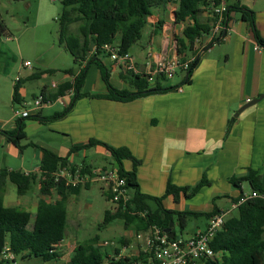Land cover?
Instances as JSON below:
<instances>
[{"label":"crops","instance_id":"obj_1","mask_svg":"<svg viewBox=\"0 0 264 264\" xmlns=\"http://www.w3.org/2000/svg\"><path fill=\"white\" fill-rule=\"evenodd\" d=\"M243 1L240 0L241 5L253 12L254 25L243 20L240 12L230 11L227 30L223 35L215 36L219 42L213 43V36L207 35L198 44L200 61L188 83V74L182 71L181 83H165V87H175L172 91L128 102L107 97L106 76L116 89L130 92H136V89L124 78L127 73L105 55H100L98 61L88 67L80 98L76 99L75 90L69 89L57 99H51L50 95L60 87L74 81L86 63L77 66L67 47L65 62L59 55L46 60L29 57L20 46L12 45L8 27L1 23L5 33L0 36V171L21 170L40 175L44 150L68 158L77 168L85 164L90 170L119 169L104 144L125 149L130 157L123 159V168L126 172H135L139 190L150 199L151 207L156 209L154 199H159L166 210L189 214L188 226L180 230L179 235L176 227L180 226L176 221L173 225L175 235L184 238L205 231L212 216L231 211L243 195L252 193L251 178L258 179V190L264 191V100L248 107L264 94V47L259 45L254 31L256 29L258 36L264 39V1L260 6L256 0L251 4ZM178 8V4H169L165 11H155L149 18L148 25L153 27L150 42L140 46L138 56L130 52L141 69L149 59L155 63L178 56V38H183L187 24L175 22ZM65 17L67 21L61 33L64 44L68 35L76 33L85 24L77 7H64ZM203 18L209 17L203 13ZM160 20H164L161 30L156 27ZM189 54L186 61L192 60ZM25 61H30L33 68L23 67ZM47 76L51 79L43 84ZM17 77L21 79L20 84H15ZM18 84L20 103L15 104ZM29 88L38 91L32 94L33 100L45 91L46 100L51 103L44 105L34 118L24 119L25 138L17 147L2 131L15 133L18 130V123L23 119L15 116L14 106L22 108L24 103L30 102ZM63 113V117H58ZM91 141L100 143L88 147ZM27 146L34 149L33 166L31 163L26 165L22 149ZM77 147L82 150L73 152L72 149ZM100 154L112 159L106 160L111 166L107 163L96 166L91 162L92 156ZM10 157L19 160L20 168L9 164ZM9 184L6 185L4 204L12 208V200L7 203ZM94 185L69 197V225L76 224L75 211L83 190H91ZM33 186L37 193L34 201L19 199L17 205L35 214L42 196L40 184ZM170 186L178 190L177 196L168 193ZM246 186L250 191L245 192ZM46 198L55 202L60 196L54 193ZM233 216L232 211L228 219ZM127 230L133 235L121 236L118 240L121 245L117 244L113 251L118 248L123 257L145 256L143 244L136 239L138 231L133 227ZM69 243L65 239L59 248ZM104 244H99L101 249L108 246ZM75 247H67L64 252L61 249L60 264H72ZM107 253L109 257L115 255L114 252ZM20 264L30 263L21 261Z\"/></svg>","mask_w":264,"mask_h":264},{"label":"trees","instance_id":"obj_2","mask_svg":"<svg viewBox=\"0 0 264 264\" xmlns=\"http://www.w3.org/2000/svg\"><path fill=\"white\" fill-rule=\"evenodd\" d=\"M169 4H178L179 8L175 11V22L177 24L187 23L183 31V38H178V56L183 62L189 57L188 53L192 56L190 68L186 71L188 74L186 82L188 83L200 61L201 47L197 45V41L209 35L213 29V19L205 20L203 18L207 0H64V7H77L78 12L85 19V24L76 33L65 38V44L73 56L75 64L80 67L84 63L86 65L75 75L72 83L63 85L55 94L50 95L51 99H57L69 89L75 90L76 99L80 98L90 64L98 61L100 55L110 57L105 46L118 44L117 47L121 54L130 53L131 48L142 39L143 31L149 24V18L155 11H165ZM228 9L229 12L232 10L240 12L243 20L250 21L254 25L251 15L253 12L242 6L240 0ZM60 21L63 26L67 18L63 16ZM163 24L164 20H160L156 27L161 30ZM254 31L259 45L264 47V39L258 36L256 29ZM4 33L5 28L1 25L0 36ZM216 42L219 40L215 39L213 43ZM99 67L103 68L101 64ZM124 78L136 89V92L114 88L106 76L105 79L109 87L107 97L110 100L128 102L175 89L173 86L165 87L167 81L163 79H157L155 83H150L146 76L133 72H128ZM19 84L15 90V104L20 103ZM42 96L46 100L45 91ZM64 115L65 113L58 114V117ZM32 118L34 116L25 119ZM23 129L24 119L19 121L18 130L15 133L4 131L2 133L19 147V141L25 138ZM99 143L91 141L88 147ZM104 145L118 164L120 175L127 179V187L130 189L132 197L127 203L121 202L115 205L112 195L102 189L107 201L113 205L106 211L103 225L106 226L116 219H122L126 229L133 227L138 232H145L150 227L157 226L165 232L171 223L176 221L180 229L185 230L188 226L189 214L166 210L159 199H154L157 208L153 209L149 204L150 199L142 195L139 190L135 172H126L123 168L122 161L130 157L129 153L125 149ZM80 150L82 148L72 149L73 152ZM43 154L40 175L26 174L21 170L4 169L0 171V255L4 251L14 255L15 263L19 259L30 264H60L62 252L59 245L65 240L69 227L67 211L69 197L79 194L82 188L90 185L72 187L66 185L64 181H57L56 173L61 168L76 169L77 167L72 165L68 158L59 157L51 151L44 150ZM80 168L84 172L91 171L85 164ZM250 181L254 191L264 194V191L258 190V179L254 177ZM8 182L17 187L19 196L26 195L34 184H40L42 198L39 200L35 214L22 208L5 206L4 195ZM54 193L60 198L55 202L48 201L46 197ZM168 193L177 196L178 190L170 186ZM143 213L146 215L142 216ZM211 246L217 256L196 264H264V198H252L242 204L237 210V215L226 221ZM119 253L120 250L115 248L114 254L119 255ZM108 255L100 248L99 238L95 237L76 245L71 262L72 264H122L130 261L125 258L114 262ZM135 259L131 258V260ZM139 259L145 261V256L141 255ZM35 260L38 262L36 263ZM10 262L13 263L7 260L0 261V264Z\"/></svg>","mask_w":264,"mask_h":264},{"label":"built area","instance_id":"obj_3","mask_svg":"<svg viewBox=\"0 0 264 264\" xmlns=\"http://www.w3.org/2000/svg\"><path fill=\"white\" fill-rule=\"evenodd\" d=\"M51 1L57 2V0ZM228 8L229 0H207L204 13L213 19V29L209 34L213 36V39H215L216 34L227 30V21L229 18ZM201 40L197 41V45ZM105 50L109 53L114 63L120 66L125 73L133 72L138 75H144L150 83H155L157 79H163L167 82L172 81L179 70L186 72L192 62V60L183 62L179 56L163 58L155 63L149 59L145 64V68L141 69L130 53L121 54L117 46L106 45ZM23 67L32 69L33 65L30 61H25L23 62ZM20 80V77H17L15 84L19 83ZM50 103L51 101L45 100L43 96L37 97L29 104L24 103L25 108L16 110L15 116L22 119L29 118L41 110L44 105ZM56 177L57 181H64L66 185L72 187L100 184L102 189L112 195V201L115 205L121 202L127 203L132 197V193L127 187V179L122 177L119 170L115 167L99 168L91 170L90 172H84L81 168L71 169L70 167H64L56 173ZM259 197L264 198V194L258 191H252L249 195H243L233 204L231 211L220 212L212 216L207 229L196 233L191 238L176 235L174 238H170L157 226H152L145 232H137L136 239L143 244L145 261L140 260V256L135 260L121 255H111L110 258L114 262L125 258L130 259V261L122 264H196L202 260L213 259L217 254L213 250L211 243L218 232L224 227L229 214L233 210H238L248 200ZM145 215L146 213L142 214V216ZM104 245L117 246V243L111 241L106 242ZM14 259V255L8 254L5 251L0 255V261L9 260L15 263Z\"/></svg>","mask_w":264,"mask_h":264},{"label":"rangeland","instance_id":"obj_4","mask_svg":"<svg viewBox=\"0 0 264 264\" xmlns=\"http://www.w3.org/2000/svg\"><path fill=\"white\" fill-rule=\"evenodd\" d=\"M256 1L260 6L263 4L264 0ZM63 2L64 0H57V2H52L51 0H0V24L5 23L8 27L9 38L13 40L12 45L14 47L20 46L29 57L38 56L40 59L46 60L52 58L54 55H59L58 57H61L63 62H65L67 52L66 46L62 41V23L60 21L64 16ZM243 2L251 4L250 2H252V0H244ZM237 3L238 0L229 1L231 7ZM232 11L235 12L234 10ZM152 33L153 27L148 25L143 31L142 39L131 48L130 52L132 55L138 56L140 46L150 42ZM183 75L182 71L179 70L174 79L169 81V83H181ZM50 79L51 76H47L43 84L49 82ZM37 92V90L29 88L30 102H26L27 104L33 101L32 94ZM14 107L16 108L15 110H22L25 108L24 105H22V108H19V105H15ZM57 107H60L59 104ZM22 151H24L25 154L26 165L31 163L33 166L35 164L33 159L34 149L27 146L23 148ZM106 160L111 161L112 159L106 158L101 154L91 157V162L96 164V166L106 164ZM9 161V164H13V167L20 168V162L15 157H10ZM106 165L111 166L109 162ZM35 191V186H33L26 196H19L17 194V187L10 183L8 186L9 199H7V203L9 200H12V207L24 208L21 205H17V201L19 199H28V202L34 201L35 195L37 194ZM248 191H250V188L246 186L245 192ZM79 201L75 211L76 224L70 223L69 225L65 239L67 242L70 241V243L68 246L66 244L62 246L61 249H63V252L64 249L67 250V247L72 248L74 245L95 237L99 238V244L101 245H103L104 242L111 241H115L117 244L121 245L118 241L121 236L126 234L133 235L132 232L126 229L125 222L122 219H116L106 226L103 225L105 213L112 207V204L108 202L103 195L99 184L94 185L91 190H83ZM233 214L237 215V210H233ZM193 223L194 222H192L191 225H193ZM180 230L179 227H176L178 235L180 234ZM123 246L124 245H122V248ZM114 247L115 246H105L102 250L104 253L107 251L111 253L114 252ZM129 257L132 258L133 255ZM35 261L36 263L38 262L37 260ZM20 262L21 261L18 260L17 263L10 262L6 264H20Z\"/></svg>","mask_w":264,"mask_h":264},{"label":"water","instance_id":"obj_5","mask_svg":"<svg viewBox=\"0 0 264 264\" xmlns=\"http://www.w3.org/2000/svg\"><path fill=\"white\" fill-rule=\"evenodd\" d=\"M225 33V32H224ZM264 100V94H262L258 99H256L255 101H253V103H250L248 105V107L254 105V104H257L261 101ZM173 225L174 223L172 222L170 227L168 229L165 230V233L170 237V238H174L175 237V233L173 232Z\"/></svg>","mask_w":264,"mask_h":264}]
</instances>
